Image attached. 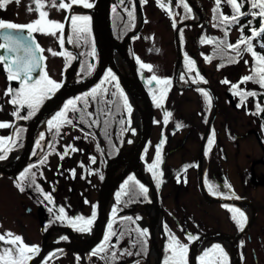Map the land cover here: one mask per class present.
I'll use <instances>...</instances> for the list:
<instances>
[{
	"label": "rangeland",
	"instance_id": "obj_1",
	"mask_svg": "<svg viewBox=\"0 0 264 264\" xmlns=\"http://www.w3.org/2000/svg\"><path fill=\"white\" fill-rule=\"evenodd\" d=\"M93 1L89 0V3L92 4ZM123 1L127 2L126 0ZM133 1L134 16L130 19L129 26L130 28L133 27V30L138 27V10L143 16V26L127 46L128 53L135 58L139 77L151 89L156 99V103L154 102L155 125L142 165H144L145 174L150 176L152 181L154 173L152 174L150 163L158 159L157 148L159 146L161 153L159 159L162 166L160 169H156V172H159L160 175L157 182L161 186L160 218L162 220V233L158 239V250H160L165 238L164 224L170 232L171 239L175 237L180 244H190V247L207 232H222L238 236L253 217L251 204L248 203V200L253 204L257 215L248 235L255 237L263 234L264 127L260 123L258 112L264 107V100L257 99L258 95L244 97L239 95L241 92L256 93L263 88L254 81L240 82L242 77L253 74L254 59L251 53L244 50L245 45L241 44L238 49L228 48L229 51L225 50L226 45H236L241 35L246 37L247 33H241L239 28L231 26L234 25L233 22L223 23L219 21L218 10L213 12L217 6L215 0H198L199 3L197 4L201 6L202 10L198 8L196 3L194 4L192 0H189L194 6V10L201 13L202 22L196 26H185L179 29L181 59L178 60L176 44L174 43V28L183 23L182 21L185 19L195 23L199 18L189 1L161 0L160 4L157 3V0H142L140 3L138 0ZM185 2L190 6V11L185 9ZM114 3V0H111V6ZM122 4L118 5V7L120 6V14H122L121 21L128 19V14ZM125 5L126 8H129L128 3ZM29 6L33 9L36 8L32 0H20L18 4L11 3L7 8L10 16L4 15V8H0V19L14 18L21 21H33L34 18L30 16L27 10ZM89 11L91 13V8H88L87 12L77 10L76 13L89 17L93 32L92 16ZM31 12L36 14L35 10ZM57 22L61 23L62 20ZM79 33H84V31ZM50 35L43 33L39 35L45 50L43 56L46 65L43 70L59 84L64 73L68 71L66 82H69V77L73 73L71 70L74 60L69 57L65 50H62L61 31L57 30L55 36ZM83 35L79 34L78 36V40L82 44L84 43L81 38ZM72 39L74 41L69 48L75 49L73 36ZM251 43L254 51L264 55V50H260V44L257 41H251ZM83 46L90 59V70L94 73L98 63L95 42L83 44ZM48 49L58 54L52 55ZM222 50H225L226 53ZM206 57H210V59H206ZM188 61H192L193 64L190 65ZM142 64L151 65V68H143L141 67ZM118 66L125 69V71L122 70L123 72H129L122 60H119ZM257 67H259L258 62ZM187 75L211 86L215 95L213 96L210 92L199 88L185 90L187 85L192 84L191 81H187L189 80ZM256 76L258 78V72ZM165 80L168 81L167 84L163 82ZM225 80L229 83H222ZM232 85H237V87L233 88ZM8 89H11L12 92L6 95ZM16 89L19 88L17 86L10 88L7 75L0 73V122L10 126L12 120L19 119L20 112L28 115L26 112L29 111L27 106L20 107L10 103L15 96ZM203 93H207V96ZM131 100H128L127 92L124 90V101L127 102L123 115L125 122L124 145L115 158L122 156L126 149L134 148L140 135V129L136 125L134 103H141V101L136 96ZM215 104L218 111L211 128L208 130L207 124L215 112ZM18 107L20 108L18 116H14L12 113L17 111ZM60 108L61 106H58L38 128L34 137L35 145L33 148L35 153L30 157L31 168L25 176L21 177L20 175L16 179L0 176V233L11 231L14 235L22 237L23 242L27 233L31 238L34 236L30 241L40 242L38 235L40 224L37 210L42 207L48 218L46 229L49 232L45 234V241L53 240L60 233L63 240H69L79 247L93 236L95 220H92L91 225L85 231H80L73 225L62 226L60 218H58L60 216L59 209L64 208L65 220L68 223L76 217L92 218L93 206L96 209L98 201L99 187L105 179L109 162L112 160L106 163L104 170L101 169L97 165L99 158L94 151L93 139L86 138L70 127L65 128L62 132L61 145L57 146L59 147L57 148L59 155L50 156L49 162L46 164L41 163L38 158L40 153L47 149L46 146L50 139V133L47 132L49 129L47 122L59 112ZM141 110L143 111L142 105ZM167 113L171 115L167 116V122H165ZM10 126L0 128V138H7ZM23 132H20L22 141ZM41 133L44 134L43 139H41ZM203 139L204 147L199 161L198 151ZM210 139L211 144H209ZM162 140L165 143H161ZM6 141L7 139L0 141V149ZM62 145L65 147L71 145L77 151L69 149L65 155V149ZM22 146L23 142H12L9 146L10 150L2 154L5 158L0 160V164H5L19 156L23 149ZM62 155L63 159H61ZM199 170L202 173L201 184L206 200L211 201L219 197L233 198L238 202L235 206L244 213L246 219L239 217L227 205L218 203L212 205L205 202L199 191ZM100 174L101 177L99 178ZM27 175L37 181L41 191H44L43 195L51 196V201L46 200L44 196H42L41 205L33 200L29 189L25 191L22 183L28 179ZM226 184L228 187H225ZM20 187H23L24 191H20ZM124 188H126L125 183L120 185L109 199L106 208L108 218L114 212L113 209L117 207L115 199L117 193ZM148 196L150 197L149 193ZM151 201L150 197V203ZM240 201L248 203L247 209L241 207ZM147 205L140 208L139 212L132 210L131 213H135L134 220L139 228L147 230L150 249V219ZM27 209L30 210V214L26 213L25 210ZM234 213L244 225L241 231H239L238 226L234 225ZM77 224L79 225L80 222ZM213 245H220L226 259L220 257V254L215 250L204 259L209 262L222 260L223 264H229L228 242L226 244L220 241L213 242L198 250L197 256L202 257L204 252L211 249ZM242 245L244 248L240 251L239 264H248L251 259L250 248L252 245L246 241V237ZM149 253L144 264H151L148 261ZM121 258L122 262L125 263L131 260V255H124ZM79 262L80 264H101L99 258L96 259L89 253L87 257H80Z\"/></svg>",
	"mask_w": 264,
	"mask_h": 264
},
{
	"label": "trees",
	"instance_id": "obj_2",
	"mask_svg": "<svg viewBox=\"0 0 264 264\" xmlns=\"http://www.w3.org/2000/svg\"><path fill=\"white\" fill-rule=\"evenodd\" d=\"M122 1L123 0H114L115 3L113 6H111L109 12L112 34L115 37V39L119 42L122 41V39L125 38L128 34H130L131 31L133 30V27L130 28L129 23H130V19H132L134 16L133 14L134 1L126 0L127 1L126 3H128L129 8H126L125 7L126 3ZM140 2H142V0H138V3ZM192 2L194 4L199 3L198 0H192ZM119 4H122V7L125 9L126 13L128 14V19L126 18L125 20L121 21L122 14H120V6L118 7ZM197 5L199 6L198 8L201 9V6L199 4ZM249 8H250V4L247 3V0H245L243 7L241 8L240 11L248 12ZM187 10L190 11L189 5ZM256 11H258V9ZM217 13H218L217 15L218 19H220L219 21L223 23L231 22V21L223 20L224 16L231 17L233 15V9L227 3V0H221ZM249 20L253 21L251 25L248 24ZM185 21L187 20L185 19L182 22ZM233 23L234 25L231 26L233 27L235 26L236 28L239 29L241 28V26H243V32L247 33L246 37H250L252 35L251 33L252 28H255L257 30L260 29L261 18L257 17L256 19L253 20V17L251 15H246V16H241L238 22H233ZM69 28H71V32H70L71 41L73 43L74 41L72 39L73 36V38L75 39L74 47L75 49H77V52L79 53L80 56L79 57L80 61L78 63V66L73 70V73L70 75L69 82L73 85H77L79 83H83L86 80H88L90 76L93 74L89 66L90 59L88 58V54H86V51H84L83 49L84 47L83 44L87 45L88 43L90 44L93 43L94 38L92 37V30L89 21L87 22L86 30L84 31V33H79L75 31L72 22H70ZM79 34L80 35L84 34L83 36H81L82 41H84L83 44L80 43L78 40ZM252 41L253 42L257 41L260 44V50L261 51L264 50V47H261V45L264 44V33L253 38ZM228 48H229L228 45H226L225 50L229 51ZM225 50L222 51L226 53ZM66 53L69 55V57L74 59L73 55H71L68 52ZM187 76L189 79L187 81H191L192 84L196 85L198 83H203L200 80L193 78V76H189V75ZM141 81L143 82L145 88L148 90L149 96L153 103V110H154V102L156 103V99L153 96L151 89H149L146 86L145 82L142 79ZM193 81L196 82L194 83ZM97 86H99V88H97ZM97 86L91 88L89 91L81 93L80 95L74 98L69 99L75 102V108H76V110H73L70 107L66 112L67 118L70 119L72 123L69 124L66 122H61L58 129L57 128L48 129L47 132L50 133V139L48 145L46 146L47 149L45 150V152L43 151L42 153H40V156L38 158L40 161H44L43 164L49 162L50 156L59 155L57 151V148L59 147L57 146L61 145L60 143L63 138V136H61L62 132L65 128H70V127L72 129L77 130L80 134L84 135L86 138L93 139L94 151L99 158L97 165L101 167V169L104 170L106 163L109 160H113L115 159V157L118 156L120 150L124 145L123 142L125 137V133H124L125 122L123 115H124V111L126 110V105L124 101V90L121 89L118 79L110 70H108L103 75V77L101 78V82ZM94 89L96 90L95 93H93ZM256 93H257L256 95H258L257 99L260 98L263 101L264 88ZM78 97L80 99H76ZM68 101L62 103L63 105L61 106L59 111L64 109V106L65 104H67ZM40 104L39 107L41 106ZM258 116L260 118V123L264 127V107L258 112ZM154 125H155V121L153 126ZM12 142L17 143L19 142V140L15 138V141L13 140ZM163 143L165 142L163 141ZM148 145H149V141H148ZM148 145L143 153L144 155L142 161H145ZM62 147L64 149L66 148L63 145ZM49 150L50 152L48 153ZM34 153L35 151L33 149L31 156ZM160 156L161 153L159 151L158 159H155V161L153 160L150 163V165L152 166L155 163V167H151L152 174L154 173L153 174L154 176L152 177V182L157 189L159 204L161 207V197H160L161 186L157 182L159 181L160 175L159 172H156V169H160V167L162 166V162L159 159ZM30 168H31V163H29V165L25 169L30 170ZM25 169L23 172H25ZM21 173L18 174L16 178H18L21 175ZM100 177L101 174L99 175V178ZM129 177H132L133 179L129 180ZM129 177L125 181L126 188L122 189L119 192L120 193L119 199L117 196L115 198L117 207L115 208V212H112L109 215L107 224L103 229V237L101 241L93 251L89 252V254L94 253L97 256H99L101 264H144L149 253L148 251L149 241L147 234L146 233H144L143 235L141 234L143 230L139 228L136 221L134 220L135 213H131L132 210H137L139 212L140 208L150 203V197L148 196L149 190L139 180H137V178L133 174L129 175ZM27 178L28 179H26V181L22 182L24 184L25 191L29 189L30 194L33 197V200L41 205L43 198L42 196H44L43 195L44 191H41L40 187L37 184V181H35V179H33L30 175H27ZM141 184L147 189L146 193L141 191L140 189ZM223 205H227L230 208V210L237 209V207L232 204L225 203ZM96 215H97V211L95 213L94 220L96 219ZM234 215H235L234 217H236L233 220L234 225L238 226L239 231H241L244 228V225L242 224L243 227L241 229V226H239V224L237 223V221H240V218H238V216L235 213ZM60 221H61L60 223H62V226L72 225L71 223H68L65 219H60ZM165 227L166 226L164 224L165 238L162 244L163 252L160 262L161 264H166V262L167 264H176V257H174L171 247L173 242L169 230H167ZM106 235L108 236L107 241L105 240ZM184 246H186L187 248L185 259L187 260V264H191L190 250H189L190 244H186V245L184 244ZM101 248L103 249V251L100 250ZM124 255H128V256L131 255V260L123 263L121 257H124ZM200 258L201 257L199 256L196 257L197 264H200Z\"/></svg>",
	"mask_w": 264,
	"mask_h": 264
},
{
	"label": "water",
	"instance_id": "obj_3",
	"mask_svg": "<svg viewBox=\"0 0 264 264\" xmlns=\"http://www.w3.org/2000/svg\"><path fill=\"white\" fill-rule=\"evenodd\" d=\"M189 1V0H188ZM111 0H94L92 3V7H91V16H92V26H93V32H92V37L94 38V42L97 48V55H98V63L97 66L95 68L94 73L90 76V78L88 80H86L83 83H79L77 85H73L70 84L69 82H66L67 80V76H68V71H66L62 77L61 83H60V87L58 89H56L55 91L51 92V94L47 97V99L42 103V106L37 110V113L34 115V117L27 121V123L25 124V126H27V130H26V134H25V142L23 145V149L20 152V155L18 157V163L12 167V168H6L4 167L2 164H0V175L10 178V179H15L18 174H20L21 172L24 171V169L29 165V161H30V155L31 152L33 150V144H34V136L38 130V126L42 123V121L44 120V118L47 116L48 112L52 109H57L58 106H61L62 103H64L65 101H68L70 98H74L78 95H80L81 93H84L86 91H89L91 88L97 86L100 82H101V78L103 77V75L108 71H112V73L115 75V77L118 79L120 86L122 87V89H130L135 91V93L137 94L138 99L141 101V105L143 107V111H144V116L142 118V125L140 128V135L138 140L136 141V146L134 147V151L132 153V157L129 160V162L126 164V167L124 168V170L117 176V178L112 181V182H108V177H107V172L105 175V179L103 180V182L101 183L100 187H99V194L97 197V205H96V211H97V215H96V219H95V226H94V234L92 236V239L86 244V246L83 247H78V246H72L69 244H63V243H58V242H54V243H47L46 245H43V247L41 248V250L35 255L36 257L33 258V260L29 263V264H37L39 262V260L44 257V254L46 252H48L51 248H53L55 245H58L60 247H62L64 250L66 249L67 251L74 253V254H87L90 251H92L95 247H97V245L99 244V242L101 241L102 237H103V229L105 227V225L107 224V212L108 210H106L107 208V203L109 201V199L111 198V196L113 195V193L116 191V189L125 183V181L127 180V178L129 177V175L133 174L134 176H136V171L139 168L140 164L143 163L142 158H143V153L147 148L148 145V141L151 137L152 134V129H153V118H154V110H153V103L152 100L149 96L148 90L145 88V86L143 85L141 79L138 77V72H137V62L135 60V58L129 55L128 53V47L131 39L133 37H136L137 34L141 31V28L143 26V16L142 13L139 12L138 10V27L135 28L133 31H131L130 34H128L125 38L122 39V41H117L115 39V37L112 34V30H111V26H110V4ZM136 2V0H135ZM190 3V1H189ZM190 6L192 7V9L194 10V6L192 3H190ZM72 8L70 9V11L68 12V14L66 15L65 19V31H66V27L68 25V22L70 20V13H71ZM195 13L197 14V16H199L198 20L194 22H189V21H185L183 23L178 24L175 28H174V43L176 44V55L178 60L181 59V44L179 41V29L185 27V26H196L201 24V13L197 10H194ZM11 31L12 35L14 36H20V37H24L27 36L28 33L27 31H23V32H19L17 33L15 30H0V32H8ZM64 40V49H66V52L70 53L71 55L74 56V62L72 64V70L73 71L79 62V53H77L75 50L68 48L67 46V39H66V35H63ZM32 40L35 41V43L37 44V41L32 37ZM1 43H8L7 41L0 39ZM30 41H24V43H29ZM35 45H33L34 47ZM115 47H119L120 50V55L119 58L120 60H122L124 66L126 68H128V73L123 72L119 69V66L115 60V58L113 57V53H114V48ZM0 55H7V50L6 49H0ZM15 55H19V56H24L25 53L23 52V49H21L18 53H13L12 56ZM37 55H42V53H37ZM44 63V60H42L40 62V68H38L35 72L32 73V76L34 77L35 74H38L40 69L42 68ZM198 88H202L205 89L206 91L210 92L211 95H215L214 94V90L212 89L211 86H208L205 83H198V84H189L187 85L184 89L188 90V89H198ZM126 91V90H125ZM215 112L213 113L211 120L208 122L207 124V129L209 130V128H211V125L213 123V121L215 120V116L217 114L218 111V107L215 104ZM207 130V132H208ZM206 132V133H207ZM205 133V135H206ZM11 137V136H10ZM12 139V138H11ZM10 143V141H8L6 143V145L4 147H2L0 149V155L6 151V147L8 146V144ZM204 147V139L201 142L200 148H199V161H200V157L202 155V149ZM118 158H115V160H112L109 162V164L114 163ZM201 170V169H200ZM199 170V173H200ZM201 174V173H200ZM200 179H199V184H200V192L201 195H203V198L205 200L206 203L208 204H215V203H219V204H223L225 203V201L231 202V199H223V198H219V199H214L211 201H207L206 197L202 191V184H201V175ZM137 180H139L145 187L148 188L149 190V194L150 197L152 199L150 204L154 205V208H156L158 213H161V208H160V204H159V197H158V193H157V189L156 187L153 185L152 181L150 180L149 182H146L144 180H142L139 176H136ZM237 201V200H236ZM234 202V204L238 203V202ZM248 203H250V201L248 200ZM149 204V205H150ZM251 204V210H252V214L253 217L251 218L250 222L248 223V226L240 233L238 234V236H233L230 234H225V233H221V232H216V233H205V235L200 236L195 242L194 244H192V246L190 247V260H191V264H197V260H196V255H197V251H194V249H192L196 244H198L201 241H204L206 238L209 237H222L224 240L228 241L229 243V264H238L239 263V256H240V247H239V243L240 241L245 237V235L248 233V230H250V228L253 226V222L256 218V214H255V209ZM147 205V206H149ZM39 224L42 226L43 225V218H42V213L40 212V216H39ZM151 242V241H150ZM151 245V244H150ZM150 251V249H149ZM162 246L159 250V253L157 255V259L156 262L157 264H161V258H162Z\"/></svg>",
	"mask_w": 264,
	"mask_h": 264
},
{
	"label": "snow or ice",
	"instance_id": "obj_4",
	"mask_svg": "<svg viewBox=\"0 0 264 264\" xmlns=\"http://www.w3.org/2000/svg\"><path fill=\"white\" fill-rule=\"evenodd\" d=\"M11 2V0H0V8H3L6 3ZM15 2L19 3L20 0H15ZM221 0H215L217 8L213 9L215 13L218 10L219 4ZM245 0H227V3L233 9V15L231 17L224 16V21H231V22H238L241 16L251 15L253 20L257 17L261 18V26L260 29L257 30L255 28L251 29L252 35L250 37H244L243 34L241 38L237 41L236 45L229 44V48L238 49L241 44L245 45V51L251 53L254 64L252 68V73L250 75L244 76L241 78V83L247 81H254L259 83L261 88H264V55L258 54L256 51L253 50V45L251 43L252 39L259 36L260 34L264 33V0H247V3L250 4V8L248 12H241V8L243 7ZM32 3L36 5V8L33 9L31 6L28 7V11L31 12L33 10L39 13L38 19L28 23V24H17L10 21H5L0 19V30H15L17 33L27 31L28 35L24 37L14 36L12 35L11 31L8 32H0V39L7 41L8 43H0V49H6L8 53H18L21 49L25 53L24 56H10V55H0V62H4L5 72L7 73V79L9 81L17 80L20 81L21 87L15 90V96L10 101L13 105H19L20 107L27 106L29 109L28 115L19 117L22 119H28L32 115H34L35 109L38 107L39 103L47 96L48 93H51L60 87V84L54 80H52L47 73L41 69L38 78H33L32 73L35 72L38 68H40V62L45 59L42 55H37V53H42L45 50L40 48L38 44L32 40V34L34 32H41L43 34H51L53 36L57 35L56 30H61V43H63L64 37L62 34V30L64 29L65 25L63 23L45 19L48 15L46 11H41L44 7L43 0H32ZM157 3L160 4L161 0H157ZM72 5H82L84 8H91L93 5L88 2V0H71L70 3H65L64 0H59L58 7L59 9H70ZM55 6V3L53 4ZM185 9H188V5L184 4ZM258 9V11H256ZM215 18V17H214ZM67 19V18H66ZM71 22L74 26V30L77 32H83L86 30L87 22L89 21L88 16L83 15H73L70 17ZM252 20L248 21V24H252ZM175 27V24L173 25ZM241 33H243V26L240 28ZM24 41H30L29 43H24ZM33 45H35L33 47ZM264 47V44L261 45ZM52 55H57L58 53L48 49ZM239 55V52L237 53ZM187 59V58H186ZM206 59H210V57H206ZM257 62L259 67H257ZM190 65L193 64L192 61H188ZM245 63H248L245 61ZM141 67L143 68H151V65L142 64ZM191 70V69H190ZM259 73L257 78L256 73ZM199 75V73H197ZM183 78V77H182ZM156 79V77H153ZM202 79V77H201ZM165 84L168 83L167 80L163 81ZM194 83L196 81H193ZM222 83H229L227 80L222 81ZM233 88H236L237 85H232ZM99 88V86H97ZM95 89L93 93H95ZM12 90H6V95L11 94ZM207 96V93H203ZM242 97L244 96H254L256 93L254 92H241L239 93ZM76 99H80L79 97ZM125 103H127L125 101ZM159 106V105H158ZM238 107L240 105H237ZM76 110L75 102L73 100H69L67 104H65L64 109L57 112L52 119H50L47 123L49 128H59L61 122L72 123L70 119L67 118L66 112L69 108ZM20 108H17V111L13 112L14 116H18ZM171 115L170 113L166 114L165 122H167V116ZM10 125L4 122H0V128L9 127ZM179 127V125H178ZM44 138V134L41 133V139ZM7 139L11 141V137L7 138H0V141ZM163 143V140L161 141ZM211 139L209 140V144H211ZM69 149L71 151H77V149L73 148L71 145L66 146L65 148V155H67ZM157 156H159V146L157 148ZM4 155H0V160L4 159ZM63 159V156H61ZM44 161H41L43 163ZM155 167V163L150 166ZM28 172V169H25V172L21 173V177H24L25 174ZM33 175H35L33 173ZM132 177H129V180H132ZM34 183V181H33ZM19 187V185H18ZM225 187H228L226 184ZM140 189L142 192L146 193L147 189L141 184ZM211 190V188H210ZM20 191H24L23 187H20ZM120 193H117V197L119 199ZM44 198L48 201H51V196L48 194L44 195ZM93 216L90 219H85L83 217H76L74 220H71L70 223L77 227L80 231L87 230V227L91 225L92 220L95 218V206H93ZM49 211H52L49 209ZM115 212V209H113ZM239 217L242 219L244 218V213L240 212L239 209H234ZM60 216L58 218L65 219L64 216V208L59 209ZM234 219L236 217H233ZM77 222H80L78 225ZM240 224L241 229L243 227L241 221H237ZM147 230L142 231V235L146 233ZM191 238V237H190ZM105 240H108V236L106 235ZM0 242L5 245H9L10 247L4 248L0 251V264H28V261L32 259V254L38 253L39 248L36 246H28L23 243L22 237L19 235H14L11 231H7L4 233H0ZM172 251L174 257H176V264H187V260L185 259L187 248L186 246L182 245L172 237ZM103 251V249H100ZM213 250L217 251L220 254V257L226 259V256L223 252V249L220 245H213L211 249H208L204 252V255L200 258V264H223L222 260H217L215 262L206 261L204 258L209 256V253ZM9 257V259H5V257ZM167 264V262H166Z\"/></svg>",
	"mask_w": 264,
	"mask_h": 264
},
{
	"label": "flooded vegetation",
	"instance_id": "obj_5",
	"mask_svg": "<svg viewBox=\"0 0 264 264\" xmlns=\"http://www.w3.org/2000/svg\"><path fill=\"white\" fill-rule=\"evenodd\" d=\"M65 3H70L71 0H64ZM89 2V0H88ZM11 3H14V4H18L17 2H15V0H11V2L9 3H6L4 5V15L6 16H10V14L8 13V10L7 8L9 7V5ZM43 3H44V7L41 9V11H46L48 13L47 17L45 19H50V20H53V21H59V20H62L61 23H65V19H66V15L68 14V12L70 11V9L72 8L71 10V13H70V17L73 16V15H78L80 16L79 13H76L77 10H82L84 12H87L88 8H84L82 5H72V7L70 9H59L58 7V4H59V0H43ZM55 3V6H53V4ZM34 6L36 7V5L34 4ZM28 12V11H27ZM90 13V11H89ZM30 16H32L35 20L40 18L39 17V13L36 11V14L34 12H29ZM91 14V13H90ZM33 19V21H34ZM5 21H10V22H14V23H17V24H28L32 21H21L20 19H14V18H8V19H5ZM71 22V19L69 20L68 22V25L66 27V31H65V28L62 30V34L66 35V39H67V46L68 48L72 46V41H71V38H70V32H71V28H69V24ZM61 31V30H60ZM57 32V30H56ZM41 32H34L32 34V37L37 41V44L40 46V48L43 49V46L41 44V40L39 38V35H40ZM69 35V36H68ZM51 36V35H50ZM1 43V42H0ZM71 44V45H70ZM62 50H65L64 49V43H62ZM77 52V49H73ZM78 53V52H77ZM7 55H10L12 56L13 53H8L7 52ZM42 56H43V52H42ZM80 57V56H79ZM74 60V59H73ZM46 65V61H44L43 63V66L41 69L44 68V66ZM40 69V71H41ZM39 71V73H40ZM0 73H5L7 75V73L5 72V67H4V62H0ZM39 73L38 74H35V76L33 78H38L39 77ZM8 81V84L10 85V88H14V86H17L18 88L21 87V83L20 81H17V80H13V81ZM51 93H48L47 94V97L50 95ZM47 97L44 99V101L47 99ZM42 101V103L44 102ZM42 103L40 104L42 106ZM40 106V107H41ZM38 107L37 110L40 108ZM37 110L35 112V114L37 113ZM28 114V112H26ZM34 114V115H35ZM34 115H32L30 118L28 119H22V118H16L14 120H12V124L10 126V132H8V136L7 137H10L11 136V141L10 143L8 144V146L6 147V151L3 152L2 154L8 152L10 149H9V146L10 144L12 143V141L16 138L19 140V142H23V145H24V142H25V134H26V130H27V126H25V124L27 123V121L31 120ZM23 116H26L25 113L23 112H20V115L18 117H23ZM23 132V141L21 140V137H20V132ZM19 133V134H18ZM16 134V135H15ZM35 137V136H34ZM9 140L6 141V143L8 142ZM6 143L4 145H2V147H4L6 145ZM34 145H35V142H34ZM33 145V147H34ZM23 147V146H22ZM201 173V171H200ZM199 173V175H201ZM2 176V175H0ZM4 177V176H3ZM199 184V182H198ZM199 191H200V184H199ZM202 191H203V187H202ZM201 194V192H200ZM203 196V195H202ZM219 198H223V199H231V202H228V201H225V203H228V204H232V205H236L234 204L235 200L233 198H229V197H219ZM218 198V199H219ZM223 203V204H225ZM251 203V202H250ZM219 204V203H218ZM223 204H220V205H223ZM214 205V204H212ZM253 205V204H252ZM255 209V208H254ZM26 213H29L30 214V210L27 209L25 210ZM40 212L42 213V218H43V225H39L40 228H39V231H38V235L40 237V242L38 241L37 243H35L34 241H30L32 240V237L30 235H28L26 233V238H25V241L23 242L24 244L28 245V246H36L39 248V251L41 250V248L43 247V245H46L47 243H54V242H58V243H63V244H69V245H72V246H75L74 244H72L69 240H63L60 236H56L54 237L53 240H50V241H45V237H46V233L49 232V230H47V215L46 213H44V208H39L37 210V213H38V218L40 216ZM256 218H257V215H256ZM255 218V220H256ZM40 219V218H39ZM254 220V221H255ZM40 221V220H39ZM38 221V222H39ZM250 222V221H249ZM254 223V222H253ZM253 225V224H252ZM253 227V226H252ZM251 227V228H252ZM250 228V229H251ZM249 231V230H248ZM207 233H210V232H207ZM222 233V232H221ZM263 234H259V235H256L255 237H251L248 235V233L245 235L246 237V241L248 243H250L252 246L250 248V261L248 264H264V230L262 231ZM60 234V233H59ZM58 235V234H57ZM231 235V234H230ZM233 236H237V235H233ZM244 237V238H245ZM244 238L240 241L239 243V247H240V251L244 248L242 247V242L244 240ZM6 247H10L9 245H4L2 242H0V251H2L4 248ZM76 247V246H75ZM95 249V248H94ZM190 249V248H189ZM37 253L35 254H32V259L30 261H28V264L33 260V258H35ZM92 254L93 256L96 257V259L99 258V256H97L96 254L94 253H90ZM88 253L87 254H74V253H71L69 251H67L66 249L64 250L62 247L58 246V245H55L53 248H51L48 252H46L44 254V257H42L39 262L37 264H80L79 262V258L80 257H87ZM197 256V255H196ZM5 259H9V257H5ZM64 260V261H63ZM71 260V261H70ZM247 264V263H246Z\"/></svg>",
	"mask_w": 264,
	"mask_h": 264
},
{
	"label": "bare ground",
	"instance_id": "obj_6",
	"mask_svg": "<svg viewBox=\"0 0 264 264\" xmlns=\"http://www.w3.org/2000/svg\"><path fill=\"white\" fill-rule=\"evenodd\" d=\"M120 55V50L119 47H115L114 48V53H113V57L115 58L117 64L120 60L119 58ZM120 70L125 71L124 68L119 67ZM127 92V96H128V100L132 101L131 98H134L135 96L137 97V94L135 93V91L130 90V89H125ZM139 104V105H138ZM134 106L136 108L135 111V118H136V125L138 127V129L141 128V124H142V118H143V111L141 110V103H134ZM56 109V108H55ZM52 109L48 112L47 116L44 118V120L42 121V123L50 116V114L55 110ZM139 114V115H138ZM41 123V124H42ZM40 124V125H41ZM40 125L38 127H40ZM134 151V148L131 149H126L122 156H120L114 163L110 164L108 167V172H107V177H108V182H112L114 181L117 176L124 170V168L126 167V164L129 162V160L132 157V153ZM18 157L14 158V160L9 161L5 164H2L4 167H8V168H12L14 167L17 163H18ZM136 176H139L142 180L149 182L150 181V176H147L145 174L144 171V165L140 164L139 168L136 171ZM239 204L241 205V207L243 209H247L248 207V203L244 202V201H240ZM147 212H148V216L150 219L149 222V234H150V240H151V245H150V253H149V257H148V261L151 264H157L156 259H157V255L159 253L158 250V243H159V236L162 233V220L160 218V213L157 212L156 208H154L153 204H150L147 207ZM62 234H58L57 236H61ZM92 239V237H90L86 242L82 243L81 245H79V247H83L86 246V244ZM216 241H220L224 244H226L228 241L224 240L222 237H209L206 238L204 241L199 242L198 244H196L192 249H194V251H198L201 250L203 247H206L208 245H210L213 242ZM239 264V263H238Z\"/></svg>",
	"mask_w": 264,
	"mask_h": 264
}]
</instances>
